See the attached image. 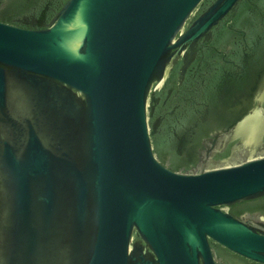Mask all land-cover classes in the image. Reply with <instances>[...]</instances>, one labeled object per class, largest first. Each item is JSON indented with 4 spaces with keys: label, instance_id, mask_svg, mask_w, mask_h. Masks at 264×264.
Returning a JSON list of instances; mask_svg holds the SVG:
<instances>
[{
    "label": "water",
    "instance_id": "95a60500",
    "mask_svg": "<svg viewBox=\"0 0 264 264\" xmlns=\"http://www.w3.org/2000/svg\"><path fill=\"white\" fill-rule=\"evenodd\" d=\"M263 68L264 0H0V264H264Z\"/></svg>",
    "mask_w": 264,
    "mask_h": 264
},
{
    "label": "flooded vegetation",
    "instance_id": "af4514ba",
    "mask_svg": "<svg viewBox=\"0 0 264 264\" xmlns=\"http://www.w3.org/2000/svg\"><path fill=\"white\" fill-rule=\"evenodd\" d=\"M243 60L245 61L244 66H248V67H249L251 61H255L253 59L250 60V58H249L248 55H246V57ZM248 63H249V65H248ZM262 75H264V68L263 69H260V72L258 71V75H257V78L256 79L252 80V82L251 81H247L248 87H249L250 82L252 84L251 90H250V92L248 94V100H251L250 98L253 97V95L255 94V92H257L258 88L260 87V84L262 83V80H263L262 79L263 78Z\"/></svg>",
    "mask_w": 264,
    "mask_h": 264
}]
</instances>
